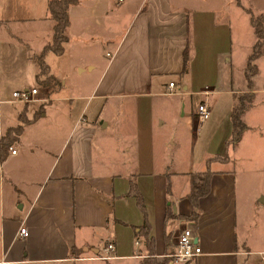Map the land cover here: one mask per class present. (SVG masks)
I'll return each mask as SVG.
<instances>
[{"label": "crops", "instance_id": "1", "mask_svg": "<svg viewBox=\"0 0 264 264\" xmlns=\"http://www.w3.org/2000/svg\"><path fill=\"white\" fill-rule=\"evenodd\" d=\"M113 1L69 4L57 54L43 51L52 36L48 0H0V138L19 116L28 120L9 145L16 152L8 146L0 157V264H138L148 254L157 264H264L260 179L246 189L264 171V100L256 96L264 0ZM259 14L263 51L247 86L250 16ZM64 61L87 89L81 79L75 94L56 92ZM32 86L33 100H11ZM246 91L243 129L226 143L232 105ZM201 100L209 115L197 122ZM223 153L207 164L194 219L183 218L192 210L188 173ZM185 225L201 253L173 263L167 254ZM108 241L115 258H97Z\"/></svg>", "mask_w": 264, "mask_h": 264}, {"label": "trees", "instance_id": "2", "mask_svg": "<svg viewBox=\"0 0 264 264\" xmlns=\"http://www.w3.org/2000/svg\"><path fill=\"white\" fill-rule=\"evenodd\" d=\"M76 0H48L47 3V9L50 11L51 17L53 19L52 23V36L49 41V43L46 44L43 51L47 48L52 49L55 53H61L63 49V41L66 39V25L68 22V14H67V7L69 4L75 3ZM251 23L253 25V35H255V40L251 46V51L247 56V60L245 62L244 67V78L247 83V86L250 85V77L255 71V64L253 60L263 51L261 42H262V15L259 14L257 16H250ZM182 62H181V71L185 70V63L187 60V53L185 46L182 49ZM40 62V72L46 73L47 72V65L44 62L42 55L39 57ZM51 75H47L45 77V84H47L48 80ZM43 80V81H44ZM240 95V94H239ZM249 93L246 92L245 94V102L242 100L243 97L238 96V100L232 105L231 108V134L229 138L226 140V143L233 141V139L237 138L243 129V123L241 121V113L243 109L246 107V103L249 100ZM20 122L12 127H9L3 134V136L0 138V157H3L5 154L4 149L10 145L12 141L15 140V138L18 136V133L22 129V125L24 122L28 121L21 116H19ZM226 157V155L223 153L218 156H211L207 158V162L205 165V168L201 171H191L188 173L189 179H188V189L187 193L185 194V197L190 202V205L192 206V210L189 213V215L183 216V218L189 220L194 219L195 215L198 212V206H197V200L200 196H203L206 192H208L209 188V178L211 171L208 168V162L213 159H223ZM129 192L133 194L135 197L136 204L139 208H141V198L140 194L136 191L135 187L131 186ZM144 226V225H143ZM143 226H138V232H141L143 230ZM145 230L142 232L144 234ZM145 237V236H144ZM146 239V238H145ZM150 253V252H147ZM151 254H148L147 256H144V258L138 263V264H157V262L150 256Z\"/></svg>", "mask_w": 264, "mask_h": 264}, {"label": "built area", "instance_id": "3", "mask_svg": "<svg viewBox=\"0 0 264 264\" xmlns=\"http://www.w3.org/2000/svg\"><path fill=\"white\" fill-rule=\"evenodd\" d=\"M121 1V0H119ZM108 55V53H106ZM168 90L167 93L172 92V81L169 80L167 83ZM37 89L35 87L31 88H17L11 92V100L12 101H21V102H28L34 99V94L36 93ZM205 91V90H204ZM195 116L196 121L201 122L202 120L206 119L209 115L208 113V105L205 100H201L195 106ZM9 149L12 153H15V148L9 146ZM19 234L26 235L27 230L26 227L23 225L20 226ZM114 250V243L108 241L102 247V252L96 254L97 258H104V259H111L115 258L116 255L112 254ZM200 247L197 244L196 240L194 239L191 229L188 226H182L179 231L175 234V242L174 247L171 252L167 254L170 257V260L173 263H184L190 261L195 256L199 255ZM260 258L264 259V252H259ZM2 260H0V263Z\"/></svg>", "mask_w": 264, "mask_h": 264}, {"label": "rangeland", "instance_id": "4", "mask_svg": "<svg viewBox=\"0 0 264 264\" xmlns=\"http://www.w3.org/2000/svg\"><path fill=\"white\" fill-rule=\"evenodd\" d=\"M202 2H204V1H202ZM108 3H111L113 6H117L113 0H108ZM0 29H1L0 32H3V28L1 27ZM19 29H20L19 26L18 27L16 26L14 28V31L15 30H19ZM62 68H63L64 72L68 70L66 61H64ZM261 70H262V72H261V74H262L261 77L262 78H261V80L259 79L260 81L259 80L257 81V84L259 86L264 85V69L261 68V65H260V62H259V73H260ZM72 71L73 70L65 72L63 77H62L63 80L60 79L58 82H56V86L55 87L57 88L56 92L58 94L72 95V94H75L78 91L76 86L78 85L79 82H81L83 80V74L82 75H79V74L77 75V74H75ZM88 83H89L88 81L84 82V80H83L81 86L84 87L85 89H87L88 88L87 87ZM259 91H261V92H256V96L261 97V98L263 97V100H264V87L262 89H260ZM246 92H242L239 95V97H243L242 100H244V102H245V98L244 97H245ZM194 102H195V100H194ZM257 130H260V129H257ZM255 175H257V176H253V178H251L252 181L249 183V185L246 186V189L250 190V189H254L255 186H258L256 184V180H257V178H259L260 179V182H259L260 188H262V191L264 192V171L255 172Z\"/></svg>", "mask_w": 264, "mask_h": 264}]
</instances>
